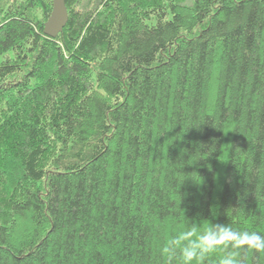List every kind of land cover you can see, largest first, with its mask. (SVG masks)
<instances>
[{
	"label": "trees",
	"instance_id": "obj_1",
	"mask_svg": "<svg viewBox=\"0 0 264 264\" xmlns=\"http://www.w3.org/2000/svg\"><path fill=\"white\" fill-rule=\"evenodd\" d=\"M66 6L51 38L53 0H0V264H166L193 221L264 234V0Z\"/></svg>",
	"mask_w": 264,
	"mask_h": 264
},
{
	"label": "clouds",
	"instance_id": "obj_2",
	"mask_svg": "<svg viewBox=\"0 0 264 264\" xmlns=\"http://www.w3.org/2000/svg\"><path fill=\"white\" fill-rule=\"evenodd\" d=\"M207 221V223H204ZM219 249H231L218 264H242L241 250L264 252V234L237 230L227 224L208 220L189 222L163 242L160 253L166 264H204L206 258Z\"/></svg>",
	"mask_w": 264,
	"mask_h": 264
},
{
	"label": "water",
	"instance_id": "obj_3",
	"mask_svg": "<svg viewBox=\"0 0 264 264\" xmlns=\"http://www.w3.org/2000/svg\"><path fill=\"white\" fill-rule=\"evenodd\" d=\"M69 19L66 0H53V9L50 17L44 24L45 35L56 38L63 33Z\"/></svg>",
	"mask_w": 264,
	"mask_h": 264
}]
</instances>
